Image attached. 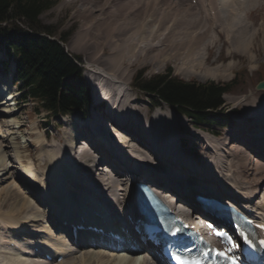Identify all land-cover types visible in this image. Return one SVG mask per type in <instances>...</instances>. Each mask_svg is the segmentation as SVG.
I'll return each instance as SVG.
<instances>
[{
  "label": "bare ground",
  "instance_id": "1",
  "mask_svg": "<svg viewBox=\"0 0 264 264\" xmlns=\"http://www.w3.org/2000/svg\"><path fill=\"white\" fill-rule=\"evenodd\" d=\"M170 1L172 2V0H63L60 3V5L58 6L60 10H66L69 7H72L74 9L73 12L71 13V18H80L81 20H83V22L88 21L85 25H83V28L78 33L79 35L77 36V40H76L78 41V44L77 42H75L76 46H74L75 50H80L87 55L86 60L88 64L93 67V64L95 62L99 63V60H102L104 58L103 55L110 54V56L108 57V61L105 64H102L101 67L102 70L99 67H96V69L93 67L94 72L90 71L88 78L90 79L92 84L96 86L97 82L95 83L93 81L96 77L101 76L103 73H110L111 76L109 74L108 75L110 76L109 78L112 80L113 85H117L118 88L121 87L120 85H124V84H128V86H130L129 76L131 73L129 69L131 66L135 64L136 65L149 64L151 65V68L152 67L154 68L163 63H168L171 60L176 61L175 64L178 66L179 74H181L183 79L185 78L184 80L190 79L192 78V76L199 77L202 80L208 79L209 77H214L216 79L220 78L221 76L217 75L216 74L217 72L214 71L212 72L213 69L211 70L208 67L209 65L207 66L206 64L207 62L205 63L204 61L202 62L201 60H200L201 62H199L196 59V58L198 59L205 58V56L203 58L201 48L205 45V42H207L208 40L207 38L213 35L212 33H210L211 32L210 30L212 26L216 29L217 25H215L216 23L215 18L217 16L219 21L221 20H222L221 22H223V20L228 21V23L230 24L228 27L229 28L228 31L230 30L232 36L228 35V37L230 38L232 37L233 42L235 41L237 44V45L234 44V46L231 44L234 47L233 50L238 52L240 51L244 52L249 50L251 39L254 38L253 33L252 34L250 33L251 28L242 25L243 23L239 24V22L238 23L235 21L231 22V20H229L227 17H223V16L220 17V14H223V11H227L230 10V8H232L231 6L234 1L230 3L231 0L230 1L229 0H197L196 2L198 3L197 5L202 4L203 6L202 9L200 10L201 17L197 14L198 12L196 11V9L194 7L192 8V5L194 6V4L188 7L186 6L187 2H185L184 0H177L176 3L178 8L177 9L175 7H172L174 6V3H170ZM198 7L199 6H197V10L200 9ZM227 7H229V9H227ZM191 9L192 10L195 9L194 11H196V13H194V11L192 12ZM209 9L210 12L212 9L214 11L217 9L215 12L216 14L215 18H213L212 15H210L211 18L208 17ZM234 10L236 12L237 9ZM230 16L233 17L234 15L232 14ZM202 17L207 19L210 25H212L211 28L207 26L209 29H205L203 27L204 28V29L202 28L204 30V31L202 30L203 32L198 30V27L202 25ZM224 26L225 25L223 23V27ZM226 28L227 27L225 26V30ZM193 29H195L196 31H194ZM190 30H193V32L191 33ZM193 33H196L195 37H192ZM262 33L264 34V31H262ZM232 38L231 39L228 38L229 40L228 39L227 40L228 41L231 40L230 43H232ZM262 42L264 44V35ZM200 45L201 48L199 49L198 47ZM69 48L72 49L73 46L71 45L69 46ZM134 58H136V60L138 61L134 62ZM193 59L195 64L194 63L192 64ZM251 59L254 58L251 57ZM195 60H197V62ZM220 66L222 67V65ZM226 66L225 69L227 71L229 69H232L231 65H228L227 67ZM98 69L101 70L102 72L98 71ZM104 75L108 77L106 74ZM7 81H8V77H4L0 75V85L7 83ZM186 81H192V79ZM111 92H113V90ZM96 93H98L97 90ZM106 95L103 94L98 96V98L100 99V103L94 106V110L96 111L97 116L94 115V113L92 112V114H90L88 117L89 122L86 124L80 123L76 121L78 119H75V121L71 125L72 127L69 126V128H71L70 131H64V136L61 137L59 136V140H61L60 138L62 137L65 138L64 140L60 141L63 145L57 150L53 151L52 153H49V155H46V158H43L44 159L43 165L47 166V168H45L43 172L36 171V173H34L35 172L34 170H33L34 172L30 171L32 169H28L25 171L23 178L31 177L33 175L32 173H34L37 175L36 180H39L40 182L43 181V183H45V181L50 179L51 178L50 176L52 175L54 176L52 178L54 185V183L56 184V181H59L62 178L64 173L68 172L66 170L68 168L66 158L71 157V155L86 170L95 173L94 170H96L98 164L100 165L97 168L102 170L103 167L99 162L100 158H102L101 157L102 153L101 152L99 153L96 150L98 152L97 154L96 152L92 151L91 148L94 147L93 148L94 150L95 149L107 150V148H109V143H108L109 141L106 139L107 137H104L103 135L105 134V127L103 121L105 120L106 117H111V118L115 117L117 121L114 126L117 127L119 131L118 132L119 135L117 137L119 138V141L121 143L120 146L126 149L130 148L131 151H135L141 154H145V151L148 153V150L146 148L153 149L157 153V154L155 153L156 155L158 156L160 155L165 158L166 156L163 154H168V153L176 154L177 157L175 158L168 155V161L173 163L179 160H183V154L179 150L180 148L177 149V147H174L172 140V134L174 133V130L177 129L178 126L179 127L181 126V121L177 120L175 117L170 116V114L160 115V113L155 112L154 118L151 121H149L148 124L146 123V125L144 126H140L139 124L136 123L133 124L134 121L131 119L129 115L130 113L128 111L129 108H131L129 106L132 103L131 100L133 99L131 100L125 99L123 98L124 97L123 96L122 99H120V101L117 102V100H119L121 92H117L118 97L115 96L116 97L115 102H114V98L113 97L111 98L112 101L114 102L113 107L116 108V106H118V108H120L123 111L119 112L118 109L114 108L115 109L114 112L111 111L109 113L107 111H104L103 113L102 112L100 113L97 110H99L102 107L101 106L102 104L104 105L105 103H107V101L109 100V96H111V93L110 95L108 94L109 95L107 96L108 98H104V96ZM7 102L8 101L6 102L4 101V103ZM263 104H264V100L262 101L260 100L257 103L252 104L253 105L252 110L255 111L254 117L256 118L254 120L256 121L255 122L256 124L253 125V127L255 128L259 126H262L261 128H264V123H262V121H264V110H263L264 107H262ZM9 106H11L10 103H8V108L7 105H5L4 109L0 111V115L4 116L5 113L6 114L11 113L13 108ZM3 122L4 125L10 126L12 121L10 122L9 120H4ZM97 126H99L98 129H96ZM75 127H77L78 130H76ZM83 127L90 128L91 131V133L85 132L86 136L82 138L85 140V142H81V139L79 138V132L83 130ZM192 128L196 131L195 127L192 126L191 129ZM238 131H242L244 135L251 134L248 127L244 126V128H240V130L233 129L225 132L224 136L222 137V140L219 142L220 147H218L215 144L213 146L211 145V143H208L207 153L209 156H212V158L214 159L213 163L211 164L212 167H214V169L208 166L207 168H210V170L213 169L214 173H218V175L220 176L219 180L221 182H224V180H226V182H224V185H226L229 181L235 183L240 190L246 191L245 193L246 198L251 200L253 199L254 196H257L260 187L264 183V161H262L261 164L260 163L258 164L251 159L250 154L256 155L255 154L256 152L255 151L253 152L254 148L251 145H253L254 147H260L261 148L260 150H263L264 145H260V143H262L261 140L264 141V133L257 135L252 133V135L254 134V136L249 135L248 138H245V140H247L250 143V145L248 144L246 147H242L241 145H239L238 142L240 141L236 136L238 134L237 133ZM1 135L4 136V133L2 132ZM204 137L211 138L213 140L212 137L215 136L206 133ZM220 138L218 137L217 140ZM231 139L234 140H232L231 142L232 146L230 147L229 144H227V142H229ZM180 142L183 144L185 141L183 140ZM79 143H82V145L78 146ZM112 144H114L113 146L116 145V147H118L117 143L115 144V142H113ZM225 144L226 146L223 147V145ZM119 148L120 147H118V149ZM214 148L216 150L217 149L224 150V153L220 152L221 153L220 158L213 157L214 155L217 154ZM9 157L11 156H9L7 152L5 153L4 150L0 152V168H2L0 170H5V169H9L10 167H13L8 162ZM32 159H34L33 162L35 163L36 162L35 157H33ZM223 159H226L227 161V164L225 166V170L227 171V173H224L225 170L223 167L224 164ZM234 161H236V165L234 164ZM91 175H87V177H91L92 181L95 183L96 191H97L96 197H98L100 201H103L104 204H106V206L110 207L115 212V214H119L121 212L122 205L120 206L121 202L119 201V197H117L116 191L118 190L120 191V193H122V191L126 190V188L123 187L122 183L120 185L121 181L124 182V178L114 175L112 172L110 173L108 172V174L100 173L97 180L93 178ZM14 178L20 179V175H14ZM240 178L248 182V184L245 187L244 184L241 182ZM3 181H4L3 178L0 177V183ZM76 184L84 185L83 182ZM17 185H18L17 187H14L15 184H11L10 186L4 188V190L1 191L0 193V199L1 196L3 195L2 194L3 192L7 197V199L5 200L2 199L3 201H0V207H1L0 209L3 208L2 205H7L9 200L13 199L12 200L13 202L15 201V199H17V197L20 196L23 199L22 200L23 202H21L22 204H20V207L18 204H15L14 206L13 203L15 202L13 203L11 202V204L13 205H11L10 207L12 208V206H14V208H12L11 210L13 212H8V213L2 212L3 216L0 215V219L3 217L2 219L6 221L4 222L6 225L5 228L1 227V223H0L1 229L4 228V230L7 229L15 230L14 234H17L18 232L21 231H25L27 230L26 228H28L27 224H23V221L21 220L24 218L23 217L24 213L31 214L36 211H39L37 208L35 211V208L32 205V200L27 195H25L26 192L23 189L24 187L23 183H20V186L19 184ZM57 186L58 185H56L54 188H57ZM60 187L61 188H59V190L63 188V186ZM160 187H163V185H160ZM80 197H83V195H80ZM229 198L230 200H234L233 197H229ZM91 199H93L92 196ZM260 205L264 206V203ZM49 211H51L50 206L48 207V212ZM40 213H42L43 215V211H40ZM37 215L38 213L36 214V217ZM41 218L44 217L41 216ZM49 218L50 217H48V219ZM28 220L34 222L39 221L36 220L35 217L34 218L28 217ZM100 223L101 225H103L101 221ZM34 230L49 231V227L41 226V229H34ZM34 230H29L30 233H32L31 238L35 235ZM52 236H54L55 238V234H52L49 236L38 235L36 239L38 240V242L41 241L40 243H42L46 248L48 249L50 248L52 251V255H55V257L61 253H66L68 255L67 257L73 255L72 249H74L75 247H73L72 249H69V247H67L68 243L71 244L70 241L67 242V240L62 239L64 237L61 236L60 238L58 236L60 243L51 244L49 243V239L53 238ZM38 237H42L44 241L39 240ZM58 237L56 236V238ZM17 243L18 242L16 241V244ZM31 243H37V242L31 241ZM107 248L110 249V252H105L104 250L106 249L99 250L98 252H94V251L92 253L88 252L89 254L84 255L82 259L79 258V262H76V264H93L96 258L101 260L107 259L101 263H107V261H109L110 264H152L151 263L152 261H150L149 258L145 257V253L147 251L144 250V248L135 251H129L128 249L121 250L113 247H107ZM79 249L81 248H78V251H80ZM51 251H50V255H51ZM46 253L49 254V251H47L46 249H40L36 251L37 255H45ZM10 256L6 254L4 256L6 259L0 258L2 264H30L29 262L30 259L28 258L22 257L20 255H10ZM67 257L63 261H61V263L64 264L65 262H67L68 260Z\"/></svg>",
  "mask_w": 264,
  "mask_h": 264
},
{
  "label": "rangeland",
  "instance_id": "2",
  "mask_svg": "<svg viewBox=\"0 0 264 264\" xmlns=\"http://www.w3.org/2000/svg\"><path fill=\"white\" fill-rule=\"evenodd\" d=\"M52 1H53V4H51L47 8V10H45L40 16L41 24L51 26V29L55 31V36L57 38L62 36L65 39H67L66 43H65L66 47L69 48V46L72 45L73 48L72 49L69 48L70 50L73 51V52L71 51V53L72 54L75 53L76 55L81 56L83 73H84V75L85 74L87 75V72L89 71L88 68H90V65L88 64V62L86 60L87 55L80 50H75L74 46H76L75 42H77V44H78V41H76L77 36L79 35L78 33L83 28V25H85L88 21L83 22V20H81L80 18H71V13L74 10L72 7H69L66 10H60L58 8V6L60 5V3L63 0H52ZM184 1L187 2L186 6H188V7H190L192 4H194V3H192L191 0H184ZM170 3H174V6H172V7L177 8V4H176L177 0H172V2L170 1ZM230 3H232V6L230 5L232 8H230V10L223 11V14H220V17L221 16L227 17L229 20H231V22L235 21L237 23L239 22V24L243 23L242 25H245L248 28H251L250 33L251 34L253 33L254 38L251 39L249 50L244 51V52L243 51L238 52V51L233 50L234 44L235 45H237V44L235 41L233 42L232 37H231L232 43H230L231 40L228 41L229 39H231L230 37H228V35L232 36L230 30L228 31V29H229L228 27L230 25L228 23V21L223 20V22H221L222 21L221 20V21H218V23H215V25H217V27L215 26L217 29L216 30L212 25H210V23L207 21V19L202 17V25L200 24L201 26L198 27V30L202 31L204 28L209 29L208 27L211 28V26H212L210 33L213 34L212 35L213 37L210 36L209 38H207L208 40H207V42H205V45L202 47L203 49L201 48V45L198 47L199 49L201 48L203 58H204V56H205V58L204 59L196 58V59L199 62H201V61L202 62L204 61L205 63L207 62L206 63L207 66L209 65L208 67L211 70L213 69L212 72L213 71L217 72L216 74L220 75L221 77L217 78V79L214 77H209L208 79L202 80L199 77L192 76V78L186 79V80L192 79L191 82L198 81V82H205L206 83V82H210V81H215V83H227V82H230L237 77V82H236L237 84L234 85L233 90L231 92L225 94V96H224V106H223L224 110H225L223 113L224 115L220 116L216 121L212 122L213 125L201 124V125L197 126L199 128L205 129L206 131H210V132L216 131L218 133L219 138L221 137L220 139L217 140L218 136L212 137L213 140L211 138H206V137H204L206 133H202L200 131H196L197 133L196 132L193 133L190 130L192 127L190 125L191 121L189 122L188 120H186L182 114L177 113L167 104H161L159 106H157V105L154 106L156 103L154 97L147 95L145 93H141L134 88V79H135L136 75H139V73L142 76V78L145 79V78H148L151 76H156V75L161 74V73H166L167 71H171V74L173 76H175L178 79L184 80L185 78L183 79L181 74H179L178 66L175 64L176 61H173V60L169 61L168 63H163L157 67H154V68L153 67L151 68V65H149V64H144V65H138V64L136 65L135 64V65L131 66L129 69L130 73H131L129 76L130 77L129 78L130 86H128V84L120 85L121 86L120 88H122L121 90H119L117 85H113L112 80L109 78L111 76L110 73H103L101 76H98L93 80L95 83L96 82L98 83V84L96 83L95 90H93L91 88L93 101L95 99H97L98 96L103 95V94H105V95L107 94L106 96H104V98H108L107 96H109L111 93V96H109V100L107 101V106L109 107L111 102H112V104H114L116 97H118L117 92L121 91V95L119 97V100H117V102H119L123 96H124L123 98H125V99H130V100L133 99V100H131L132 103L129 106V107H131L128 110L130 113L129 115H130L131 119L134 121L133 124L136 123V124H139L140 126H144V125H146V123L148 124L149 121H151L154 118L155 112L160 113V115L171 114L170 116L175 117L177 120L181 121V126L180 127L178 126L177 129H175L174 133L172 134L173 146L177 147V149H179V146H178L179 142L183 141V139H184L185 145H186V151L187 152L189 151L191 153H195L196 156H200L201 160H203L204 158H208V159H206V162L204 161L205 164H207L208 167L211 166V168L214 169V167H212V165H211L213 163L214 159L212 158V156H209L207 153L208 143H211V145H213V146L215 144L218 147H220L219 142L222 140V137L224 136L225 132L233 130V129H237V128H244V126L247 127L248 125L253 126L254 124H256L255 123L256 121H254L256 119L254 117L255 111L252 110V106H253L252 104L257 103L260 100L261 101L264 100V91L256 89L257 83L260 80L264 79V44L262 42L263 35H264L262 33V31H264V29H263L264 28V0H231ZM195 4H196V6H195ZM195 4H194V6L192 5V8L194 7L196 9V11L198 12L197 14L200 16V14H201L200 10L202 9L203 6H202V4L201 5H197L198 3H195ZM197 6H199L198 8H200V9L197 10ZM229 7H227V9H229ZM233 8L237 9L236 12ZM195 9H193V10L191 9L192 12ZM223 9H226V8H223ZM216 10H215V12H216ZM196 11H194V13H196ZM217 13H219V12H217ZM232 14L234 15L233 17L230 16ZM215 16H216V14H215ZM215 16H213V18H215ZM234 17H235V19H234ZM223 23L227 27L226 30H225V26L223 27ZM193 30L196 31L195 29H193ZM193 30H190V32L192 33ZM200 31H198V32H200ZM222 31H223V33H222ZM225 31L227 34L225 33ZM195 34L196 33H193L192 37H195ZM74 36L76 39L74 38ZM251 46H253V47H251ZM3 53H4V51L2 49H0V57H3ZM109 56H110V54L103 55L104 58L102 60H99V63L95 62L93 64V67L95 69H96V67H99L102 70V68H101L102 64H105L108 61ZM251 57H253L254 59H251ZM194 59L192 61V64L194 63ZM197 60H195V61L197 62ZM137 61L138 60H136V58H134V62H137ZM209 63H212V64H209ZM196 64H198V63H196ZM227 64L231 65L232 69H229L227 71L225 69V66ZM220 65H222V67ZM123 66H125V65H123ZM218 67H220V68H218ZM101 70L98 69V71L102 72ZM222 71H224V72H222ZM104 74H106L108 77H106ZM96 90L98 93H95ZM112 90H113V92H111ZM9 91L10 92L12 91L13 93H18V95H20L18 92V89L15 86L14 87L10 86ZM122 93H124L125 95ZM111 97L114 98V102L112 101ZM255 101H257V102H255ZM262 107H264V104L262 105ZM115 109H118L119 112L123 111L120 108H118V106H116ZM115 109H114V111H115ZM231 109H234L236 111V113L230 112L229 110H231ZM172 113H174L175 115H173ZM77 115L65 116L63 118H60V120H58V121L53 120L51 122V125L48 126L44 122L45 121V118H44L45 114L44 113H41V114L36 113L32 102H30V101L23 102L19 98L17 99V103H16V111H15V113H13V115H11L10 118H9V116L7 117V116L0 115V133L1 134H2V132L4 133L3 137L0 135V152L2 150H4L5 153L7 152V154L9 156H11V157H9L8 162L11 164V166H13V167H10L9 169L0 170V177L3 178V180H4L3 182L0 183V193H1V191L4 190V188H6L7 186H10L11 184H15L14 187H17L18 186L17 184H19V186H20V182L18 183V179H15L14 175L21 174L20 170L24 168L23 165H25L26 168H32V169L36 168L37 171H41V172H43V170L45 168H47V166L43 165V162H44L43 158H46V155H49V153H52L53 151L57 150L58 148H60L63 145L60 141L64 140L65 138L62 137V138H60L61 140H59V136L60 137L64 136V131H70L71 128H69V126L72 127L71 125L74 122L73 120ZM134 119H136V120H134ZM246 119L247 120L249 119L250 123H248V121ZM4 120H9L10 122L13 120L12 126L11 125L10 126L4 125V122H3ZM189 120H191V119H189ZM71 121H73V122H71ZM193 125H194V123H193ZM194 127H196V125H194ZM75 129L78 130L77 127H75ZM192 130H193V128H192ZM82 132H83V130L81 132H79V138L81 139V142H85V141H83L84 139H82V138L84 136H86L85 135L86 131H84L83 133ZM176 133H177V136H176ZM249 135H252V133ZM44 136L47 139L46 141L43 138ZM115 140L116 141H114V142H115V144L116 143L118 144L117 145L118 147L124 148V147L120 146L121 143H120L118 137ZM232 140H234V139H231L229 142H227V144H229L230 147L232 146V144H231ZM108 141L110 142L111 140H108ZM239 145L244 147L243 144H241V143H239ZM224 146H226V144L223 145V147ZM93 148H91L92 151L97 152L95 150H98V149L94 150ZM203 151H204V153H203ZM215 151L217 152V154L214 155L213 157L220 158V156H221L220 152L224 153L223 149H217V150L215 149ZM132 152H135V151H132ZM69 153H70V151H69ZM250 156H251V159L254 160L255 163L261 164L262 160H259V158H257L256 155L250 154ZM33 157H35V159H36L35 164L33 162L34 159H32ZM198 160H199V158H198ZM67 161L68 160H66V162ZM223 162H224V164H223ZM223 162H222V164H223V167L225 170V166L227 164L226 159H223ZM234 164L236 165V161H234ZM99 165L100 164H98L97 167ZM70 166H69L70 168L74 169L75 164H73V165L70 164ZM79 166L82 168V170L86 171L87 175H91L90 173L92 171L86 170L80 164H79ZM97 167H96V170H94V172L99 170V168H97ZM0 169H2V168H0ZM224 173H227V171L225 170ZM237 173H238V171H237ZM93 174H96V173H93ZM91 176L93 177V175H91ZM238 176H239V174H238ZM93 178H95V177H93ZM95 179L97 180L98 176ZM240 180L244 184V187L248 184V182H246V180L244 181V180H242V178H240ZM121 183L123 184L122 181L120 182V185H121ZM2 194L3 195L1 196L0 201L7 199L4 192ZM259 195H260V198L258 200H261L264 196V183L259 189ZM17 199H15V201H13L15 203L12 202V200H13L12 199V200H9L7 205H2L3 208L0 209V215H2V212H5V213L13 212L11 210H12V208H14L15 204H18L20 207V204H22L21 202H23L22 201L23 199L21 196L17 197ZM11 202L14 204V206H12V208L10 207L11 205H13V204H11ZM262 203H264V202H262ZM32 205L34 206L35 211H36V208H38L39 205L37 206V204L34 201H32ZM120 206H121V203H120ZM23 216H26V218L27 217H31V218L35 217L36 218L35 213H31V214H29V213L25 214L24 213ZM2 218L0 219L1 227L5 228L6 225L4 222H6V221H4ZM37 218H39L40 221L39 222H32V225L34 226V227L32 226V228L41 227V226L48 227L47 222L43 218H41L40 214ZM1 227H0V230H1ZM38 238H39V240L44 241V239H42V237H38ZM55 241H57L56 236H55V238L53 237V238L49 239V243H51V244L52 243L54 244ZM89 250L90 249H82L80 252L67 257L68 260L65 263L66 264H72V262H73V264H76V262H79V258L82 259L84 255L89 254L88 253ZM5 255H6L5 253H0V258L6 259L4 257ZM7 255H9V254H7ZM32 260L34 261V259L31 258V262H32ZM105 260H107V259L101 260V259L96 258L95 261L93 262V264H110L109 261H107V263H101ZM0 262H2V261H0ZM56 264H63V263L57 262Z\"/></svg>",
  "mask_w": 264,
  "mask_h": 264
},
{
  "label": "trees",
  "instance_id": "3",
  "mask_svg": "<svg viewBox=\"0 0 264 264\" xmlns=\"http://www.w3.org/2000/svg\"><path fill=\"white\" fill-rule=\"evenodd\" d=\"M52 0H0V39L10 41V49L17 60V77L24 96L42 106L50 116L82 110L89 103L87 87L81 81V70L67 54L64 47L48 36L54 33L39 19ZM16 21L27 23L29 31L19 34ZM16 27V29H15ZM15 35V37H12ZM62 40H65L63 37ZM141 88L154 92L164 100L184 108L197 121H208L209 109H218L222 94L231 91L237 79L230 83H188L172 77L170 73L158 74L150 79L138 78Z\"/></svg>",
  "mask_w": 264,
  "mask_h": 264
},
{
  "label": "water",
  "instance_id": "4",
  "mask_svg": "<svg viewBox=\"0 0 264 264\" xmlns=\"http://www.w3.org/2000/svg\"><path fill=\"white\" fill-rule=\"evenodd\" d=\"M257 89H258V90H264V80L261 81L260 83H258V85H257Z\"/></svg>",
  "mask_w": 264,
  "mask_h": 264
},
{
  "label": "snow or ice",
  "instance_id": "5",
  "mask_svg": "<svg viewBox=\"0 0 264 264\" xmlns=\"http://www.w3.org/2000/svg\"><path fill=\"white\" fill-rule=\"evenodd\" d=\"M219 254V253H218Z\"/></svg>",
  "mask_w": 264,
  "mask_h": 264
}]
</instances>
